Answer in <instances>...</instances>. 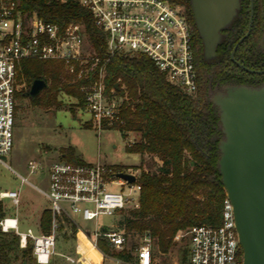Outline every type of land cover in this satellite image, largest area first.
Returning a JSON list of instances; mask_svg holds the SVG:
<instances>
[{"label": "built area", "instance_id": "1", "mask_svg": "<svg viewBox=\"0 0 264 264\" xmlns=\"http://www.w3.org/2000/svg\"><path fill=\"white\" fill-rule=\"evenodd\" d=\"M93 16L95 26L106 34V54L85 52V28L71 23L63 26L47 22L24 12L19 0H0V163L14 149L17 95L25 59L62 62L68 74L83 81V108L98 130L112 129L121 120V104L107 88L106 72L116 54H140L148 57L166 75L168 82L188 94L197 91V69L191 24L183 6L168 0H79ZM10 168V166H9ZM28 174L46 173V188L29 182L28 176L17 171L21 184H29L49 202L52 214L48 233H36L21 227L18 207L20 190L0 191V230L20 237L21 248L33 243L37 264H49L58 255V231L70 223L81 230L80 221H93L100 215H115L132 207H140L142 186L137 171L124 172L107 164H77L56 161L45 164L32 159ZM128 173L134 182L118 176ZM8 200L16 211L7 215ZM97 247L99 239H107L114 248L123 249L127 238L124 231L110 229L93 233ZM189 238L188 264H242L243 254L236 230L233 204L226 197L219 225L202 224L178 234ZM153 240L146 235L136 251L134 264H154Z\"/></svg>", "mask_w": 264, "mask_h": 264}, {"label": "trees", "instance_id": "2", "mask_svg": "<svg viewBox=\"0 0 264 264\" xmlns=\"http://www.w3.org/2000/svg\"><path fill=\"white\" fill-rule=\"evenodd\" d=\"M168 1L184 7L195 29L193 45L197 91L188 94L171 84L153 61L140 54L114 55L106 72L107 88L109 91L115 89L121 104V120L112 129L119 130L126 137L129 132L136 133L138 141L129 150L141 155L138 167L142 186L140 207L122 212L119 227L126 238L129 235H150L154 246L163 255L177 245L175 238L179 233L202 224L219 225L222 221L227 197L219 168L220 142L224 139V133L212 93L228 86L258 87L254 85L255 81L264 77V74L247 72L237 64L240 62L248 68L264 70V49L260 45L264 33V0H255L252 31L235 53L237 62L232 60L231 53L249 27L248 0L233 23L222 31V41L213 60L204 58L191 1ZM19 2L24 12L35 13L47 22L63 26L71 23L83 25L95 52L100 56L106 54V34L95 26L92 14L79 0ZM31 60L27 64L34 63L36 70L30 71L27 64L22 67V74L30 82L29 87L35 79L46 81L49 76L54 79L53 90L57 93L59 76L66 72L64 64L50 60V65L43 70V61ZM39 64L40 67L37 66ZM82 83H66L63 88L67 94L78 99L79 105L84 103ZM28 94L19 95L24 98ZM31 99L36 103L38 97ZM0 213L4 215L1 204ZM51 222V211L46 209L41 217L43 233L50 231ZM77 231V226L72 225L73 238L67 235L63 238L66 241L75 239ZM97 248L105 257H113L124 264L137 261L131 251L125 248L116 251L107 239H99ZM138 248L134 243L132 249ZM188 252L184 250L185 262H188ZM53 258L49 264H54ZM0 264H37L33 256V243L29 241L26 248H21L17 234L0 230Z\"/></svg>", "mask_w": 264, "mask_h": 264}, {"label": "rangeland", "instance_id": "3", "mask_svg": "<svg viewBox=\"0 0 264 264\" xmlns=\"http://www.w3.org/2000/svg\"><path fill=\"white\" fill-rule=\"evenodd\" d=\"M85 52L88 55L95 52L87 34H85ZM29 61L33 60H23L22 67ZM41 61H43L41 69L45 70L50 65V60ZM37 66L40 67V64ZM28 68L30 71L37 69L34 63L28 65ZM46 82L48 87L39 94L37 102L34 103L29 94L24 98L19 95L29 93L31 89L27 76L21 74L17 96L15 145L6 157V165L0 163V191L20 190L21 192L18 210L24 231H27L29 227L36 231L37 215L40 211L49 209L46 197L33 186L21 184L20 178L13 171L28 176L32 185L46 188L47 184L44 180L46 173L28 174L27 164L32 159L41 160L45 164L56 161L72 163L80 161L84 164L101 162L124 172L137 171L140 174L138 167L141 164V155L129 150L138 141L136 133L129 132L126 137L117 129H96L90 115L84 111L83 105H79L78 99L67 94L63 89L66 83L77 82L75 76L68 74L67 71L59 76L57 93L53 90L54 79L48 76ZM77 151L80 155H77ZM5 203L7 215H14L15 207H12L8 200H5ZM130 209H132L131 206L115 215H100L93 221H80L83 232L78 230L75 239L70 241H66L63 237L67 235L73 238L72 225L64 224L58 231L56 246L58 255L53 258L54 264H118L117 259L105 257L98 250L93 243V233L110 229L121 230L119 224L122 220V212ZM143 239L144 237L129 235L124 248L131 251L137 258V250H133L132 246L134 243L138 246L142 245ZM175 241L177 245L164 255L159 253L157 247L152 244L155 249L154 264H188L183 260L186 254L184 250H189L188 235L175 238Z\"/></svg>", "mask_w": 264, "mask_h": 264}, {"label": "water", "instance_id": "4", "mask_svg": "<svg viewBox=\"0 0 264 264\" xmlns=\"http://www.w3.org/2000/svg\"><path fill=\"white\" fill-rule=\"evenodd\" d=\"M190 1L205 57L212 59L217 55L222 31L238 14L240 0ZM253 21L252 3L249 28L231 53L235 62V53L250 35ZM260 45L264 49V34ZM237 64L248 72L264 74V70L256 71ZM47 87L44 79H35L29 96L35 99ZM213 102L219 109L224 133L220 142L219 168L226 195L234 208L242 264H264V85L257 88L228 86L225 92L213 98ZM77 155H80L79 151ZM118 176L129 182L136 180L128 173H119Z\"/></svg>", "mask_w": 264, "mask_h": 264}, {"label": "flooded vegetation", "instance_id": "5", "mask_svg": "<svg viewBox=\"0 0 264 264\" xmlns=\"http://www.w3.org/2000/svg\"><path fill=\"white\" fill-rule=\"evenodd\" d=\"M246 1L247 0H240V9L239 10H241L242 9V7L244 6V5H246ZM249 1V11H250V18H251V11H252V3H253V10H254V15H255V0H248ZM264 5V4H263ZM193 12V11H192ZM253 23H254V21H253ZM250 24V23H249ZM253 27V26H252ZM191 28H192V36H193V34H194V31H195V29H194V27L193 26H191ZM197 28V27H196ZM249 28V27H248ZM198 31V30H197ZM252 31V30H251ZM198 34H199V32H198ZM264 34V33H263ZM200 36V35H199ZM201 38V37H200ZM262 39V38H261ZM202 40V39H201ZM202 43H203V41H202ZM203 54H204V58L206 59V60H213L215 57H213L212 59H207L206 57H205V52H204V45H203ZM240 63V62H239ZM242 64V63H241ZM239 66V65H238ZM245 66V65H244ZM240 67V66H239ZM247 67V66H246ZM242 68V67H241ZM251 69V68H250ZM245 70V69H244ZM252 70H256V69H252ZM257 71V70H256ZM248 72V71H247ZM250 73H253V72H250ZM253 74H260V73H253ZM254 85H256V86H258V87H261V86H263L264 85V77L262 78V80H256L255 81V83H254ZM250 87V86H249ZM257 88V87H256ZM220 92H225V87H223V88H221V89H216L213 93H212V98H214L216 95H218V93H220Z\"/></svg>", "mask_w": 264, "mask_h": 264}, {"label": "crops", "instance_id": "6", "mask_svg": "<svg viewBox=\"0 0 264 264\" xmlns=\"http://www.w3.org/2000/svg\"><path fill=\"white\" fill-rule=\"evenodd\" d=\"M36 212H39L38 210H36ZM43 212H44V210L43 211H40V213L37 215V217H38V225H36V227L37 228H39V230L36 228V233H38V232H40V233H43L42 232V229H41V217H42V214H43ZM19 218H20V215H19ZM20 222H21V220H20ZM21 227H22V224H21ZM29 228H31V227H29ZM32 229V228H31ZM33 230V229H32ZM38 231V232H37ZM118 262V264H121V262L120 261H117ZM124 264V263H123Z\"/></svg>", "mask_w": 264, "mask_h": 264}]
</instances>
